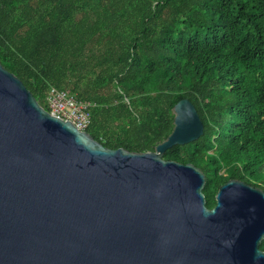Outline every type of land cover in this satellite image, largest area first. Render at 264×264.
<instances>
[{
  "label": "trees",
  "instance_id": "obj_1",
  "mask_svg": "<svg viewBox=\"0 0 264 264\" xmlns=\"http://www.w3.org/2000/svg\"><path fill=\"white\" fill-rule=\"evenodd\" d=\"M0 62L45 108L89 101L110 148L153 150L188 98L204 132L163 157L204 171L210 208L231 178L264 190V0H0Z\"/></svg>",
  "mask_w": 264,
  "mask_h": 264
},
{
  "label": "water",
  "instance_id": "obj_2",
  "mask_svg": "<svg viewBox=\"0 0 264 264\" xmlns=\"http://www.w3.org/2000/svg\"><path fill=\"white\" fill-rule=\"evenodd\" d=\"M149 151L110 148L0 62V264H264V190L165 159L204 123L188 98Z\"/></svg>",
  "mask_w": 264,
  "mask_h": 264
},
{
  "label": "built area",
  "instance_id": "obj_3",
  "mask_svg": "<svg viewBox=\"0 0 264 264\" xmlns=\"http://www.w3.org/2000/svg\"><path fill=\"white\" fill-rule=\"evenodd\" d=\"M48 110L61 116L65 120H71L78 129L87 130L91 123V103L78 100L66 91L52 87L46 97Z\"/></svg>",
  "mask_w": 264,
  "mask_h": 264
}]
</instances>
